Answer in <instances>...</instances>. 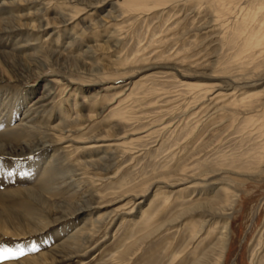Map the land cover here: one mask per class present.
Listing matches in <instances>:
<instances>
[{
  "label": "rangeland",
  "instance_id": "obj_1",
  "mask_svg": "<svg viewBox=\"0 0 264 264\" xmlns=\"http://www.w3.org/2000/svg\"><path fill=\"white\" fill-rule=\"evenodd\" d=\"M50 1L55 2L56 0ZM44 4L46 6L42 9L39 17L43 19L52 18L54 4L48 2ZM131 6L132 4L124 7V10L130 11L120 19L122 20L120 26H123L125 32L120 39L117 50L108 56L112 57L116 54L122 60L133 59L127 65L129 68H136L139 71L137 75L131 77L132 82L142 79V82L136 84L133 89V92L137 95L133 99L130 98L131 96L127 98L128 100L124 99L121 106L126 108V116L127 119L129 118L123 124V129L126 133L136 132L143 137L132 143V146H130L132 149H127V151L121 153V156H117L113 168L107 174H98V177L87 167L81 165L84 155L80 153L78 146L82 144L67 140L60 142V147L59 145L51 146L53 151L51 147L45 149L24 148L23 146L26 143L38 140L44 141L46 136L43 128L45 126L70 122L72 126L69 124L67 129L73 130V127L79 124L78 137H74L73 134L72 138L83 140L88 136L96 135L108 124L114 122L110 112L100 113L99 109L101 108H99V105L95 106L93 113H91V115L96 114L91 120L87 121L82 115L80 117L79 112H74V108L78 107L80 96L76 94L77 96L74 99L72 96H68L69 87L63 88L60 86L66 82L57 77V75H64L69 78L68 75L62 73L61 66L65 63H71L66 62L70 55H90L91 52L87 45L91 42L83 40L85 42L82 41L77 48H72L73 51L72 49L64 51L66 41L72 40L69 31L60 36L62 39L58 38V44L56 45L51 43L50 38L41 37V48H58L59 52L62 53L59 58L50 59L52 64L48 74L38 72L40 76L32 75L37 77L28 80L26 83L9 82L0 85V143L4 146L7 144V146L17 148L16 153L0 152V214H5V208L15 210L35 225L39 222L41 224L49 222L52 216L59 215L61 208L53 206L49 212H46L42 209L43 207L34 204L31 197H28L24 192L25 188L41 190L40 187L44 183L54 188H57L58 183H67L63 186L64 188L61 187L62 189L51 191L52 195L44 193L51 203L63 199L69 201L72 199L71 202H85L91 194L105 196L111 193H119L121 187L133 186L141 182L142 179L149 177L151 173L165 170V168L169 170L171 168L172 170L179 163L186 165V170L189 172L218 169V167L220 169L221 166L219 165H222L221 170H224L229 166L238 170H236L239 173L238 181H228L223 172L215 177L217 182H226L238 194L231 214L230 246H228L226 260L224 258L222 264H264V162L257 164L254 161L256 153L260 152L262 154L264 152L261 149L264 140V137H262L264 126H255L253 127L254 131L250 132L251 123L249 120L239 117L233 122L231 128L221 136V140L214 141L204 149L205 151L201 150L189 157L190 154L196 152L203 145L211 143L214 139L213 136L205 132L209 126L207 122L202 120L195 127L198 118L195 117L196 113L187 114L203 93V91L200 92L201 94L197 93L194 85H209L214 81L212 77L234 78L237 76L241 72L245 60H248V57H245V54L248 53L246 51L248 46L244 43V37L253 31L252 28L245 27L240 21L235 22L232 17H228L227 24L225 23L219 29V36L211 41L210 36L212 33L216 35L217 30H212L208 35H205L200 33L201 28L199 30L195 29L207 20L208 13L205 11L191 13V16L185 21L180 20L179 25L176 24V20L186 15L191 5L180 9L179 5L167 14L166 10L154 11L156 9H151L152 4L138 10ZM106 9H110V6L105 5L101 10H97L92 17L96 19L103 16L106 14ZM152 11L154 12L151 13ZM199 11L198 9L196 12ZM176 13L179 14L175 15ZM86 22L79 21L78 27H85ZM48 30L50 31V28H47L46 31ZM185 32L187 33L185 34ZM22 36L14 33L0 35V50H12L15 49V46H20ZM52 36L53 38L56 37V35ZM207 38H210L208 40L210 41L209 44H206ZM56 46L58 47L56 48ZM26 52L27 49H19L16 55L23 57ZM100 58L102 56H98V59L93 57L92 60L94 59L93 61L97 62ZM102 59L104 61L105 58ZM23 60H18L17 67L19 71L23 75L31 74L27 65L28 61L23 62ZM93 61L91 62L93 63ZM162 62L167 66L174 67L175 70L149 69ZM56 65L60 66L57 67ZM75 65H77V62ZM48 80L54 81V83H50L52 88L54 87L51 90V92H54V100L51 103L50 110L35 112V110L31 111L29 109V111H25L30 105V100L42 92L44 84L49 85ZM122 83L125 84V81L117 85ZM94 87L96 90L101 89L100 87ZM91 91L85 89L83 93ZM113 92V90H108V92H101V94L104 93V96L109 98ZM137 96L142 97L136 99ZM62 112L65 115H62ZM37 125H39V128ZM20 135L21 137L23 135L24 138H21ZM22 141L23 143H21ZM54 149H58V153ZM50 152L53 154L52 159L51 155L48 157ZM250 155H254L251 160L249 159ZM52 164H55V167L57 166L54 172H51ZM68 183L72 184L71 188L67 187ZM115 197L109 196L108 199L101 200L97 204L99 206L105 205L106 210H109L113 208L111 204L114 201L112 199H115ZM27 202L32 203V206L37 208L32 215H27L24 211ZM147 202V200L143 202L144 207L148 206ZM120 204L117 203V206ZM171 208L165 212L166 210L163 209L160 203H151L148 206V212L149 214L150 212L156 214V220L149 224L151 228L149 225H145L148 226L145 227L136 223L141 213V207H137L132 212L128 211L131 212L130 214H121L114 220L106 217L103 219L97 218L98 212H103L104 208L100 209L101 211L92 209L90 215H95L94 217H83L84 214H81L73 219H63L59 221L60 223L47 227L48 229L26 236H8L0 231V250L9 249L12 252L23 250V255L10 256L7 259L0 260V264H18L26 262L30 257L41 253H49L57 244L72 239L79 229L86 226L91 227L90 222H94V228L89 234H86V230L82 231L85 239L83 238L81 255L52 264H166V260L170 255L157 258L154 257V252L164 244L166 232L164 233L162 223L170 217L166 218L163 215L166 213L167 215L174 214L175 209ZM38 213H41V215ZM133 224L137 226L135 230H133ZM143 231L154 232V234L150 237L151 239L149 238L140 246L136 254H125L124 245H128ZM31 249H35V251ZM142 254L145 255L142 256ZM251 254L254 255L253 263L250 262Z\"/></svg>",
  "mask_w": 264,
  "mask_h": 264
},
{
  "label": "bare ground",
  "instance_id": "obj_2",
  "mask_svg": "<svg viewBox=\"0 0 264 264\" xmlns=\"http://www.w3.org/2000/svg\"><path fill=\"white\" fill-rule=\"evenodd\" d=\"M45 2L54 4L52 8L54 9V15H52V18L43 19L39 17L42 9L46 6V4H44ZM130 4H132L131 7L135 10L143 9L145 6L152 4L151 9L155 8L156 10L154 11L166 10V14L179 5V9L191 5L189 12H186L187 14L181 19L176 20V24L179 25L180 20L185 21L191 16V13L205 11L208 13L207 20L205 22L203 21L204 24L200 27L197 26L195 29L199 30V28H201L200 33L205 35H208L212 30H217L216 35L212 33L210 36L212 39L211 41L219 36V29L225 23L227 24L228 21L226 22V20L228 17H232L235 22L240 21L245 27H250L253 30L244 37V43L248 46L246 50L248 53L245 54V57H248V60H245L241 67V72L237 76L234 78L212 77V79L216 81L215 83H213V81L209 85H194L197 93L201 94V91H203V93L199 96L200 98L196 101V104L194 103L193 108L190 109L187 114L192 115L196 113L195 117L198 118L195 127H197L202 120L207 122L209 126L205 132L213 136L214 139L211 143H205L206 145L197 149V151L190 154L189 157L206 149L214 141L217 142L221 140V136L231 128L233 122L239 117H244V119L249 120L251 123L250 132L254 131L253 127L255 126H264V0H56L55 2H51L50 0H0V35H8L10 33L23 35L22 44L20 46H15V49L12 50H0V85L9 82L26 83L28 80L37 77L32 75L40 76L39 73L41 72H46V74H48V70H51L50 66L52 64L50 61L53 60V58L54 60L59 58L62 53L59 52L58 46H56L57 49L41 48V37L45 36V39L50 38L51 43L56 45L58 44V38L69 31L72 40L66 41L64 46L65 49L63 48V50L77 48L83 40H87L91 42V44L87 45L91 54L70 55V57H68L66 62L71 63H63L64 65L61 66V70L62 73L68 75L69 78L64 75H57V77L66 82L62 83L60 86L63 88L69 87L68 91H66L68 92V96H72L73 99L77 96L76 94L80 96L77 108L73 102V106L75 107L74 112H79L78 115L80 117L82 115L87 121L91 120L96 116V114L91 115V113H93L95 106L99 105V108H101L99 109L100 113L110 112L114 121L96 135L88 136L83 140H76L74 138L78 137L77 130H79V124H76V126L73 125V130L67 129L69 124L71 125L70 122L52 124L44 128L42 126L46 136L45 139L43 138L44 141L38 140L26 143L23 146L24 148L45 149L51 146H58L60 142L67 140L82 144L78 146L80 153L84 155L81 165L87 167L97 176L98 174H107L111 168H113L117 156H121V153L127 151V149H132L130 147L132 143L143 137H141L140 133H126L123 129V124L127 122L129 118L127 119L126 116V108L121 106L124 99L130 96V98L133 99V97L137 95V93L133 92V89L136 84L142 82V79L132 82L131 77L137 75L139 71L136 68H129L127 65L132 62L133 59L122 60L119 56H116V54L112 57L108 56L117 50L120 39L123 37L122 35L125 31L123 26H120L122 22L120 19L130 12L127 9L124 10V7ZM105 5H109L110 9H106V14L103 16L94 19L92 17L94 13L99 9L101 10ZM198 9L200 11L196 12ZM178 14L179 13H176L175 15ZM35 21L37 22L35 23ZM79 21H87V25H85V27H78ZM47 28H50L52 34L49 30L46 31ZM186 33L187 32H185V34ZM52 35H56V37L53 38ZM209 39L207 38L206 44L210 43V41H208ZM213 44L215 45V43ZM23 48L27 49L23 57L16 55L17 51ZM98 56L105 58L104 61L102 58L97 61L98 63L94 62V59L92 60L93 57L98 59ZM19 59H24L23 62L25 60L28 61L27 65L31 74L23 75L19 71L17 67ZM76 62L77 65H75ZM91 64H93L94 67H92L93 65L91 66ZM59 66L60 65L57 67ZM152 68L175 70L174 67L167 66L164 62L154 65L149 69ZM83 77L86 78L84 79ZM124 81L125 84L122 83L121 85H117ZM47 83H49V85L44 84L42 92L30 100V105L25 111L31 109V111L35 110V112H45L50 108L54 100V92H51L54 87L52 88L50 83H54V81L48 80ZM94 86L97 88L100 87L101 89L96 90ZM83 89L92 91L83 93ZM108 90L114 91L109 98H107L108 96H104V93L101 94V92H108ZM141 97L142 96H137L136 99ZM63 114L64 112H62V115ZM37 126L39 128V125ZM5 136L6 134L4 137ZM72 136L74 137L72 138ZM22 137L24 138L23 135ZM262 137H264V131L262 132ZM21 143H23V141ZM261 145V149L264 151V140ZM16 150L17 148L13 146H7V144L4 146L0 143V152L2 153H16ZM54 150L58 153V149ZM100 153H102V155H100ZM50 155L52 159L53 154L51 152L48 157H50ZM251 157H254V155H250V160ZM263 158L264 152H262V154L258 152L255 154L254 161L260 164L264 162V160H262ZM219 166H221L220 169L218 167V169H207L194 172L186 170V165L181 163L177 164L172 170L171 168L169 170L164 167L165 170L151 173L149 177L142 179L141 182L133 186L121 187L122 189L119 193H111L105 196L91 194L89 199L85 202H71L72 199L71 201L63 199L57 202H49L44 193L51 194V191L60 189L67 184H63V182L58 183L57 188L49 185L47 186L45 183L41 185V190L38 191L32 188H25V194L31 197L34 204L36 203L38 207H43L42 209L44 211L49 212L51 207L57 206L61 208L60 210L58 209L60 214L57 216L54 215L55 217L52 216L49 222L43 224L39 222L35 225L30 220L18 214L15 210L12 211L11 209L5 208V214H0V231L8 236H26L39 231L41 232L63 219H73L81 214H84L83 217L93 216L90 215L92 209L101 211L100 209L103 208V212H98L97 218L103 219L106 217L114 220L121 214H130L137 207H141V213L136 223L145 226L156 220V214H151V212L149 214L148 206L151 203H160L163 209L166 210L165 212H167L171 206L175 209V212L172 215L171 213L169 215H167V213L163 215L166 216V218L170 217L162 223L164 233L166 232V238H164V244L160 248L157 247L158 250L156 249L157 251L154 252V257L162 258L170 255L166 260V264H222L226 257L228 246H230L231 214L233 213L238 194L235 192V189H231L232 187L230 188L226 182H217L215 177L223 172L228 181L236 182L239 180V173L237 172L238 170L233 167L228 166L229 168L227 167L221 170L223 166ZM56 167L55 164H52L51 172H54ZM70 186H72V184L68 183L67 187L71 188ZM109 196H116L115 199H112L114 200L111 204L113 208L106 210L105 205L99 206L97 204L101 200L108 199ZM145 200L148 201L147 207L143 206ZM117 203L121 204L117 206ZM141 204L142 206H140ZM36 210L37 208L32 206V203L27 202L24 210L27 215H32ZM38 214L41 215V213ZM90 226L89 228L86 226L79 229L72 239L57 244L49 253H41L37 256L30 257L26 262L18 264H52L81 255L80 251L83 248L82 242L85 239V235H82V231L86 230V234H89L94 228V222H90ZM132 227L133 230H135L137 226L133 224ZM153 234L154 232L143 231L141 234L137 235L128 245H124V251L126 250L125 254H136L140 246L152 237ZM144 255L145 254H142V256ZM253 259L254 255L251 254V263L254 262Z\"/></svg>",
  "mask_w": 264,
  "mask_h": 264
},
{
  "label": "snow or ice",
  "instance_id": "obj_3",
  "mask_svg": "<svg viewBox=\"0 0 264 264\" xmlns=\"http://www.w3.org/2000/svg\"><path fill=\"white\" fill-rule=\"evenodd\" d=\"M31 250L35 251V249H31ZM15 255H23V250H20L19 252H12L9 249L0 250V260L7 259L10 256H15Z\"/></svg>",
  "mask_w": 264,
  "mask_h": 264
}]
</instances>
